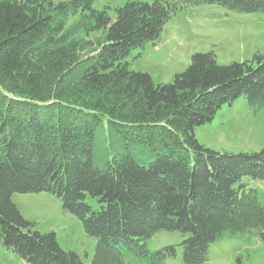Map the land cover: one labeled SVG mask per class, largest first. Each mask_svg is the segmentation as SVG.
I'll list each match as a JSON object with an SVG mask.
<instances>
[{"label":"trees","instance_id":"trees-1","mask_svg":"<svg viewBox=\"0 0 264 264\" xmlns=\"http://www.w3.org/2000/svg\"><path fill=\"white\" fill-rule=\"evenodd\" d=\"M94 1L0 0L1 244L28 264H165L175 245L147 241L178 231L183 264H202L223 236L264 242V189L252 183L264 147L218 151L195 136L239 97L264 115V51L228 64L195 52L159 83L126 60L189 6L264 14V0H127L114 17ZM15 192H46L79 219L96 240L89 263L37 230Z\"/></svg>","mask_w":264,"mask_h":264},{"label":"rangeland","instance_id":"rangeland-1","mask_svg":"<svg viewBox=\"0 0 264 264\" xmlns=\"http://www.w3.org/2000/svg\"><path fill=\"white\" fill-rule=\"evenodd\" d=\"M60 1L69 0H53ZM126 1L95 0L93 8L106 9L114 17L115 8ZM209 50L214 51L219 64L243 61L263 52L264 14H245L213 4L189 6L168 19L155 44L148 42L140 50H131L126 60L130 69L147 72L155 83L168 82L187 67L193 53ZM195 136L218 151H258L264 147V115L249 114L245 99L239 97L222 106L209 122L197 126ZM252 183L264 189V180ZM11 198L21 214L35 222L37 230L54 231L64 249L79 253L89 263L96 240L84 233L80 220L65 211L56 197L46 192H15ZM87 199L96 207V200ZM185 236L178 231H159L147 245L150 249L175 245L176 255L167 258L165 264H183L180 243ZM0 264L28 263L0 242ZM202 264H264V242L252 234L223 236L209 245Z\"/></svg>","mask_w":264,"mask_h":264}]
</instances>
